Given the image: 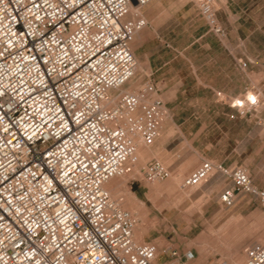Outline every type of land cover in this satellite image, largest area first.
Returning <instances> with one entry per match:
<instances>
[{
    "label": "built area",
    "instance_id": "built-area-1",
    "mask_svg": "<svg viewBox=\"0 0 264 264\" xmlns=\"http://www.w3.org/2000/svg\"><path fill=\"white\" fill-rule=\"evenodd\" d=\"M152 1L0 0V264H157V244L135 238L139 219L106 188L168 115L154 83L132 86V43ZM195 1L224 38L218 1ZM258 102L246 93L231 106L243 116ZM215 172L230 177L225 206L249 193L264 209V188L241 165L206 160L182 186L201 187ZM144 176L172 171L155 158ZM244 255L242 264H264V242ZM194 257L187 251L181 264Z\"/></svg>",
    "mask_w": 264,
    "mask_h": 264
},
{
    "label": "crops",
    "instance_id": "crops-1",
    "mask_svg": "<svg viewBox=\"0 0 264 264\" xmlns=\"http://www.w3.org/2000/svg\"><path fill=\"white\" fill-rule=\"evenodd\" d=\"M256 1L258 0H218V19L226 31L224 41L209 31L194 0H153L140 9L146 26L135 35L132 43L138 70H142L138 81L141 80V84L154 83L157 93L166 104L169 115L162 131L168 132L174 128L181 130V136L173 141L168 137L157 141L151 152L166 158L162 150L172 152L175 146L183 144L203 146L196 151V162L171 161L169 167L173 170L183 167L188 170L196 164L197 168L206 160L229 168L240 165L241 162L249 170L253 184L264 188L262 160L257 155L251 156L250 150L245 147L254 139L251 129L255 120L252 121L251 115L231 118L230 115L235 114L236 109L217 96L218 92L230 97L241 95L252 86V76L258 79L261 90L262 85L264 86L262 52L256 54L252 50L255 48V41H252L255 40L254 35L261 32L253 21L262 10V4ZM239 61H246V67L241 68ZM262 113V110L258 112L259 115ZM194 129L195 137L191 136V130ZM255 142L262 145V135ZM217 145L220 148L215 152L212 147ZM241 154L246 155L241 158ZM247 156L248 163L242 162ZM141 158L140 148V155L136 160L132 158L127 162L124 176L135 170L136 163ZM155 158L159 159L154 156L147 163ZM251 162L257 163V171L252 170ZM135 180L137 178L129 179L127 183H134ZM124 182L125 177L110 191L113 196L122 195L119 188ZM230 184L228 175L215 172L201 189L204 208H224L220 197ZM133 193L139 201L153 200L150 188L143 182ZM244 205H249V201H245V194L240 193L231 208ZM151 237V233L145 234L143 241H153ZM190 249L195 251V257L186 263L201 264L199 257L204 250L198 247ZM179 252L178 257L172 260L173 264L185 261V252L181 249ZM159 258L157 264H165Z\"/></svg>",
    "mask_w": 264,
    "mask_h": 264
},
{
    "label": "rangeland",
    "instance_id": "rangeland-1",
    "mask_svg": "<svg viewBox=\"0 0 264 264\" xmlns=\"http://www.w3.org/2000/svg\"><path fill=\"white\" fill-rule=\"evenodd\" d=\"M256 2L262 4V10L259 11L258 17L254 18L253 21L259 26L261 32L254 35L255 40L253 39L252 41H255V48L252 50L256 54L262 52L263 78L264 0H258ZM252 25H254L253 22ZM219 38L224 41L226 36L224 38ZM239 65L241 68H245L247 62L239 61ZM141 71V69L137 70L132 86L141 84V80L138 81ZM246 93L257 95L259 102L253 110L245 114L247 115L246 117L251 115L253 118L252 121L255 120V123L252 122L251 129L254 139H252L251 144H248L245 147L250 150L251 156L257 155L258 159L262 160V182H264V86L262 85L261 90L258 86V79L252 76V86L247 88L241 95L230 97L218 92L217 96L219 97V100L226 102L230 107L236 109V113L230 115L231 118H233L242 115L238 114V109L236 107L231 106V101L233 99L243 98ZM260 110L263 112L262 115L258 114ZM168 115L164 119L162 126ZM191 132V136L195 137L196 130H191ZM214 132H216V130H214ZM261 135L262 145L255 142L257 137ZM178 136H181V130L179 128H174L168 132L161 130V134L156 140L150 143L143 142V144H141L142 158L137 161L135 170H132L125 176L123 175L119 177L120 179L117 177V183H120L123 177H125V182L121 185V189L119 188V190L122 191L120 197L123 198L121 201L122 207L130 210L131 206L139 208L138 205L142 204L140 212L143 214V217L145 216V223H142L141 220H139L140 222L135 234L139 235L140 233L145 235L151 233L153 241L147 242L157 244L161 255L159 260L165 264H173L172 260L178 257L179 253H181L179 252L180 249L186 253L191 250L190 248L192 247H198L204 250L203 255L199 257L201 264H242L245 259L244 248L254 242H264V209L260 207L257 198L249 193H242L245 194V201H249V205H244V207L231 208V206H225L224 208L219 209L204 208L205 202L201 197V194L203 193L201 192L203 185L198 188H185L182 186L184 179L189 175V172L196 168L197 164L188 170L184 167L179 170H173L169 167V164L173 160L196 162V151L202 149L203 146H198L196 144H183L175 146L176 148L172 152H165V150H162L166 158L163 157L164 155L160 156L158 153H152L153 144L157 141H163L167 137L173 141V139L178 138ZM218 148H220L219 145L213 146L212 150L217 152ZM234 155L237 156V154ZM245 155L246 154H241V158L243 156L245 157ZM154 156L158 157L159 160L171 169L172 176L171 179L169 178L170 180L149 181L146 179L144 176V168L147 161ZM133 160H136V158ZM242 162L248 163V156L244 158ZM250 164L252 170L254 169L257 171V163L251 162ZM240 165L245 167L241 162ZM247 171L249 172L248 169ZM133 178H137V180L133 181L134 183H127V180ZM142 182L150 188L153 194L152 201H139L135 198L133 191L137 189ZM111 195L114 199H118V197L113 196V194ZM130 211L132 212V209ZM133 213H135L139 219V215L134 211ZM222 231L226 233L227 237ZM164 249L169 251H171L170 249H175L177 254L173 255L172 252L164 253ZM193 252L195 253V251Z\"/></svg>",
    "mask_w": 264,
    "mask_h": 264
},
{
    "label": "bare ground",
    "instance_id": "bare-ground-1",
    "mask_svg": "<svg viewBox=\"0 0 264 264\" xmlns=\"http://www.w3.org/2000/svg\"><path fill=\"white\" fill-rule=\"evenodd\" d=\"M140 66V65H139ZM137 70H138V66H137ZM137 70H136V72H137ZM248 95H249V97L250 98H254V94H252V93H248ZM237 101H240V102H242V100H243V98H239V99H236ZM141 144H143V142L142 141H139V142H137V151H136V156H135V158H137L139 155H140V148H141ZM141 157V156H140ZM121 176H123V175H121ZM121 176H117L118 178L119 177H121ZM117 177H114L113 179H111L108 183H106V188L108 189V190H110V191H112V190H114L120 183H117L118 182V180H117ZM120 179V178H119ZM170 179H171V177H170ZM169 179V180H170ZM121 182V181H120ZM111 193V192H110ZM116 197H118V199L120 200V197H121V195L120 194H118ZM123 204H125V203H123ZM139 206V208H134V207H130V210L132 209V212L134 211V212H136V214H138L139 215V220H141V222L142 223H145V216L143 217V214L140 212L141 211V208H142V204H139L138 205ZM129 207V206H128ZM129 210V209H128ZM138 217V216H137ZM140 222V221H139ZM139 222H138V224H137V227H136V229H135V233H136V231H137V229H138V225H139ZM229 230V229H228ZM139 231V230H138ZM227 231V230H226ZM222 232H224V231H222ZM139 233V232H138ZM225 233V232H224ZM217 234H219V233H217ZM220 236V235H219ZM221 236H223V235H221ZM225 236H226V233H225ZM225 236H223V237H225ZM227 237V236H226ZM135 238L136 239H138V240H140V241H143L142 239H143V234H140L139 233V235L138 234H135ZM221 238V237H220ZM222 239H224V238H222ZM230 249V248H229ZM159 256H161L160 255V251H159V254H158V258H159ZM157 258V259H158Z\"/></svg>",
    "mask_w": 264,
    "mask_h": 264
}]
</instances>
